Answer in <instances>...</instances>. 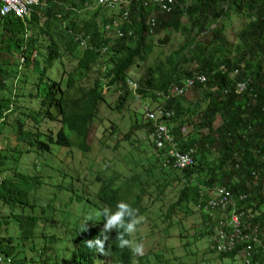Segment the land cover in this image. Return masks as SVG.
I'll return each mask as SVG.
<instances>
[{
	"label": "trees",
	"instance_id": "1",
	"mask_svg": "<svg viewBox=\"0 0 264 264\" xmlns=\"http://www.w3.org/2000/svg\"><path fill=\"white\" fill-rule=\"evenodd\" d=\"M91 1L40 0L33 6L29 19L22 21L14 16H0V254L10 257L12 264H67L58 253L74 232L78 235L82 218L103 203L115 209L118 201H129L127 192L118 191L121 185L114 176L100 178L104 170L96 176L97 180L101 179L96 202L72 184L62 186L69 196L59 184L49 190L39 170V157L51 144L71 147L77 143L82 147L104 103L99 87L101 80L108 81L105 85L109 88H124L125 93L121 94L116 108L121 111L131 93L127 83L131 70L149 61L153 53L150 38L163 33L162 41L166 43L172 32L183 35L182 46L165 60L150 66L136 83L141 94L154 98L159 92L171 91L193 79L192 91L197 100L193 108L187 107L185 96L171 101L170 105L175 110L172 118L175 134L184 141V147L197 146L200 156L193 167L181 174L173 167L164 166L163 161H156L155 168H159L162 179L159 187L166 189L174 182L183 184L173 204V211L181 213L177 226L194 215L200 205L201 210L206 208L220 216L213 220V214L208 218L210 212H206L204 223L200 224L205 227L200 235L208 237L211 253L219 246L212 237L222 222L230 221L233 212L231 206L222 209L210 204L221 199L219 188H224L235 202L236 214H249L253 210L251 221L253 226L260 228L264 243V0H130L117 19L120 29L124 33L133 31V35L118 40L103 33L102 23L106 18L100 21V11L81 18L84 4ZM239 20L241 26L236 33V43H233L227 39L225 29ZM59 23L65 27L56 40L52 26H60ZM77 33L89 37L84 47L75 41ZM105 46H109L107 52L112 53V68L105 73L99 72L101 79H95L91 87L79 85L83 75L104 58ZM63 54L77 61V69L66 80L55 81L49 78V72L57 63H64ZM6 55L13 58V64ZM19 57L23 58L22 71H19ZM200 76L206 77L204 83L197 81ZM18 77H21L19 84L13 88L11 84ZM26 84L30 86L27 93ZM27 119L29 125L60 122L62 128L55 136L45 134L32 130L31 126L28 128ZM135 124L139 128L138 120ZM184 124L190 126L187 136L181 133ZM110 129L112 134L114 129ZM12 130L18 141L15 146H11L8 139ZM130 136L131 133L126 135L125 140H130ZM116 147L106 143V148ZM42 157L45 165H50L52 157L48 154ZM28 158H32L30 163ZM144 174L152 178L156 171L149 168ZM136 177L142 179L143 174ZM145 184L152 185V181L144 180L139 200L130 203L141 216L148 215L149 211L147 207L142 211L138 208ZM38 190L47 192L52 199L42 202L41 196L35 193ZM72 206L77 207V212ZM3 208L8 214L2 213ZM245 214H241L243 218ZM12 224L20 232L17 243L8 235ZM140 227L141 224L137 231ZM109 236L105 245L107 255L98 252L93 256L83 243L77 251L76 263L132 264V252L118 247L116 231ZM182 237L183 233L180 234L183 243L189 239ZM127 238L132 239V236ZM20 242L30 246L18 253ZM50 246L58 248L47 253ZM188 246L184 245L183 258L150 254L144 255L138 264L155 261L191 264L188 257L195 253ZM241 249L238 246L234 251L216 252L221 257L217 264H223L222 258L235 259ZM28 252L32 253L30 259ZM209 262L212 261L206 264ZM244 264H264L263 245H257L250 262L244 261Z\"/></svg>",
	"mask_w": 264,
	"mask_h": 264
},
{
	"label": "rangeland",
	"instance_id": "2",
	"mask_svg": "<svg viewBox=\"0 0 264 264\" xmlns=\"http://www.w3.org/2000/svg\"><path fill=\"white\" fill-rule=\"evenodd\" d=\"M97 12L94 10H83L82 17L88 16L90 13ZM240 20L238 23L233 21V24L225 29V35L231 42L236 43V33L240 29ZM60 26L53 27V34L55 39H59L63 33L64 24L59 23ZM164 34H160L156 37H151L153 45V53L150 56L149 61L135 66L131 70L129 78L133 81L138 80L148 72V68L156 64L160 60H165L172 53L176 52L183 42V35L180 33L172 32L168 42L164 43L162 40ZM112 53L107 52L104 58H100L95 65L92 66L89 73H85L80 79L79 84L87 88L93 85L95 79H101L99 72L105 73L109 68H112L111 62ZM9 59L10 64H13L14 60L10 55L5 56ZM64 63H57L55 67L49 72V78L55 81L66 80L70 74H74L77 69V61L70 59L67 54H63ZM11 66V65H10ZM195 66V64H194ZM26 72L27 70H23ZM33 78V74L29 73ZM35 79V78H34ZM108 81L101 80L100 89L104 97V103L100 105L98 115L93 120L89 129L88 144L90 149L88 151H82L76 146H73L72 153L63 151L64 147L51 144L50 149L43 154H48L52 158L50 159V165H45L42 155L40 158L39 170L43 175L45 182L49 185V190L53 185L61 184L67 176V181L73 178L76 182L77 189L84 188V192L89 195V198L96 196L97 190L101 187V179L97 180L96 176L99 171H103L100 178L110 179L111 177L131 178L143 174L141 181H132L128 183L127 191L123 188H118L121 193L127 192L130 196L128 204L138 201V194L141 192L143 179L152 181L151 193L143 195L141 201L138 204L140 211L148 208V215H144V221L138 231L132 235V239L143 243L144 254L142 256L131 254L132 264H138L144 255H165L166 258H183L186 254L184 245L189 244L188 248L191 249L195 256L188 257L191 264H206L208 260L212 261L209 264H217L221 262V257L218 253L210 252L208 243V237H201V232L204 230V226L200 224L203 222L204 212L198 210L195 214L182 221L177 226L176 221L181 217V213L173 211V204L179 196V190L183 186L181 182H174L161 192L159 187L162 179L159 178V168H155V156L152 146L151 138L149 136V130L144 126L145 120V105L144 102L149 101L139 94L140 97L135 96L132 92L127 98V102L121 111H117L118 103L120 101L121 94L125 93L124 88L108 87L105 85ZM30 83H35L34 80H30ZM29 85L26 84L25 92L29 90ZM203 91V90H202ZM200 93V92H199ZM186 99L195 100L193 91L187 94ZM24 116L27 114L21 113ZM29 114V113H28ZM135 115V117H134ZM135 120L140 123L139 128H136ZM32 122V121H31ZM29 119H27V127L31 126L32 130H39L45 134L55 136L61 129L62 124L60 122H41L38 125H29ZM219 124L217 119L216 126ZM12 126V125H10ZM113 127V132L110 128ZM68 132V130H67ZM131 133L130 140H125V136ZM9 143L11 146L17 144L16 134L14 130L11 131L9 136ZM106 143H110L112 146H117L115 149L106 148ZM23 149V145L19 147ZM20 149H17L20 151ZM150 156V159L148 157ZM33 158V157H32ZM32 158H28V163ZM50 158V157H49ZM54 166V170L53 167ZM149 168H154L156 175L149 178V175L144 174ZM31 166L28 167V170ZM53 173V177H52ZM7 175V173H6ZM208 177V176H207ZM203 176V178H207ZM118 182V181H117ZM119 184V182H118ZM37 196H41L42 202H47L52 199V196H48V193L42 190L35 192ZM63 198V196H59ZM1 208V207H0ZM3 214H8L6 208L1 209ZM19 212L21 210L19 209ZM18 212V213H19ZM139 212V211H138ZM37 213V212H36ZM213 213H208V218H211ZM218 214H213V220L219 219ZM12 224L9 228V236L14 238V242L17 243V238L20 235L18 229ZM171 225V227H170ZM183 233L182 238H189L184 243L180 240V234ZM203 238V239H202ZM27 242H20L19 252L23 251L24 247H29ZM58 247L50 246L47 253H53ZM32 253L28 252V258L30 259ZM220 258V259H219ZM223 264H242V259L238 256L229 260L222 258ZM98 264H107L105 261ZM153 264H165L164 262H154Z\"/></svg>",
	"mask_w": 264,
	"mask_h": 264
},
{
	"label": "clouds",
	"instance_id": "3",
	"mask_svg": "<svg viewBox=\"0 0 264 264\" xmlns=\"http://www.w3.org/2000/svg\"><path fill=\"white\" fill-rule=\"evenodd\" d=\"M40 0L36 2L30 3L27 5V13L24 17L20 18L16 16L15 13L11 12L6 14V16H2L1 8L4 5V2L0 0V16L8 17L14 16L22 21L29 19L30 14L33 11V6L37 5ZM129 4V3H128ZM128 4H123V7L116 6L115 8H110L105 0H92L91 2H87L84 4L83 10H94L100 11V21L103 18H106L105 22L102 23V30L106 37H110L112 39H121L126 35L132 36L133 31H129L124 33L119 27V19H117L118 14L125 9ZM82 10V11H83ZM81 11V14H82ZM95 13V12H94ZM90 16L82 17V19H86ZM54 26H52L53 28ZM74 39L77 43H80L81 47H84L88 44L89 37H84L82 33L74 34ZM109 46H105L102 50V55L107 53ZM21 66L19 67V71H22V62L23 58L19 57ZM130 76V75H129ZM204 77L205 76H200ZM199 77H197V81ZM21 77L15 79L11 86L13 88L17 87L19 84ZM190 82H194L193 79H189L184 85L177 87L171 91L159 92L156 96L146 97L144 94L143 97L149 99V101L144 102L145 105V127L149 130V136L151 138V143L154 149V156L156 161H163L164 166L173 167L177 170L178 173H182L184 170L193 167L199 158V149L197 146L184 147V141L180 139L174 132V128L172 126V118L175 116V110L171 107L170 102L176 101L184 96L186 97L188 93H190L195 85V82L192 86L189 85ZM200 82V81H199ZM205 82V81H204ZM127 83L130 87V92H132L135 96H139L141 94L139 89V84L136 81L128 78ZM201 83V82H200ZM80 85V84H79ZM83 86V85H82ZM197 100L187 99L186 105L187 107L193 108ZM172 126V127H171ZM62 128V127H61ZM151 128V129H150ZM181 133L184 136H187L190 133V126L183 125L181 129ZM88 136L84 137L83 145L80 147L77 143H73L71 147H64L63 151H67V153H72L73 146H76L78 149L82 151H88L90 149V145L88 144ZM189 139V137L187 138ZM76 141V140H75ZM1 145V144H0ZM63 147V146H62ZM185 155L191 154L193 158V164H188L186 166H178L177 165V155ZM150 159V156L148 157ZM184 177V176H183ZM116 178V177H115ZM186 178V177H185ZM121 188L127 191L128 183L132 181H141L138 177L134 176L131 178L122 179V177L116 178ZM188 179V178H186ZM192 179V178H189ZM132 180V181H130ZM130 181V182H129ZM73 185L75 189H77L76 182L73 178L67 181V176H65V180L59 184L64 193L69 196L62 186ZM142 187H144V180L142 181ZM144 196L151 193L152 185L145 184ZM79 192L83 193L85 196H89L84 192V188L77 189ZM164 189L161 188V192ZM98 191V190H97ZM98 194L96 196H92L91 201L96 202ZM201 206V205H200ZM200 206L197 208L198 211H202L204 213L210 212L208 209L201 210ZM205 207H208L206 205ZM72 210L77 212V207L72 206ZM201 212V213H202ZM249 215L253 218V210L249 213ZM101 217V219H98ZM81 227L78 235H75L69 238L66 244L62 247L60 252L58 253L61 258L65 259L67 264H77L76 260L78 259L77 251L83 247V243H85V249L93 253V256L98 252L107 255L106 252V242L109 241L110 236L109 233L113 230L116 231L115 239L118 243V247L121 249L128 248L130 251L137 256H142L144 254V245L143 243L137 242L135 240L129 239L127 237H131L133 234L137 232L138 225L142 224L144 221V217L141 216L138 212V209H135L130 206L125 201H118L116 203L115 209L107 207L105 203L98 205L94 208L89 215L82 218ZM85 232V235L81 236ZM234 250V249H233ZM216 252H218L216 250ZM239 253V252H238ZM237 253L236 257L242 259V264L244 263V258ZM4 259L10 260V264H12V259L10 257L4 256L0 254Z\"/></svg>",
	"mask_w": 264,
	"mask_h": 264
},
{
	"label": "built area",
	"instance_id": "4",
	"mask_svg": "<svg viewBox=\"0 0 264 264\" xmlns=\"http://www.w3.org/2000/svg\"><path fill=\"white\" fill-rule=\"evenodd\" d=\"M4 5L1 8L2 16H6L8 13H15L16 16L22 18L27 13V5L37 0H2ZM110 8H115L116 6L123 7V4H128L130 0H105ZM171 1V0H169ZM126 14V13H125ZM198 80L204 83L205 78L199 77ZM194 82H190L189 85L192 86ZM193 158L191 154L177 155V165L186 166L188 164H193ZM219 193L222 194L221 199L215 204L210 202L211 205L221 206L225 209L229 206L233 208L230 221L226 223H221V228L217 229V233L212 237L216 244L217 251H232L238 246L242 249L239 251V255L244 258L246 263H249L253 257L254 249L257 245H263L261 240V232L258 226H253L251 221L252 217L245 213H235V202H233L229 196H227V191L224 188H219ZM245 214L246 218H243ZM0 264H10V260L4 259L0 255ZM244 264V263H243Z\"/></svg>",
	"mask_w": 264,
	"mask_h": 264
},
{
	"label": "bare ground",
	"instance_id": "5",
	"mask_svg": "<svg viewBox=\"0 0 264 264\" xmlns=\"http://www.w3.org/2000/svg\"><path fill=\"white\" fill-rule=\"evenodd\" d=\"M243 200H245V199H243ZM238 203V202H237ZM238 205H236V207H237ZM237 210V209H236ZM227 217H229V215H227ZM238 250V249H237ZM234 251V250H233ZM230 260V259H229ZM232 260V259H231Z\"/></svg>",
	"mask_w": 264,
	"mask_h": 264
}]
</instances>
